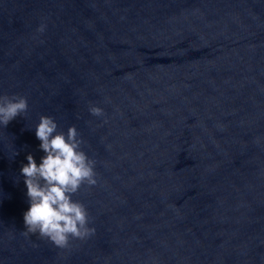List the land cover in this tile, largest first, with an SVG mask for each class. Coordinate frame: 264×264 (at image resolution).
Segmentation results:
<instances>
[{
    "label": "water",
    "instance_id": "obj_1",
    "mask_svg": "<svg viewBox=\"0 0 264 264\" xmlns=\"http://www.w3.org/2000/svg\"><path fill=\"white\" fill-rule=\"evenodd\" d=\"M2 95L0 264H264V0H0ZM41 116L96 161L63 249L25 234Z\"/></svg>",
    "mask_w": 264,
    "mask_h": 264
},
{
    "label": "clouds",
    "instance_id": "obj_2",
    "mask_svg": "<svg viewBox=\"0 0 264 264\" xmlns=\"http://www.w3.org/2000/svg\"><path fill=\"white\" fill-rule=\"evenodd\" d=\"M38 31L43 33L45 26ZM27 110V98L0 96V126L7 127ZM90 112L96 117L104 115L103 110L95 106L90 107ZM35 134L45 155L37 164L29 154L27 164L21 169L30 202L29 210L24 213L25 234L38 235L63 249L68 247L70 239H85L95 233L94 228L88 227L86 207L72 197L84 185H97L96 161L81 150L84 141L75 126L66 134L58 132L54 118L41 116Z\"/></svg>",
    "mask_w": 264,
    "mask_h": 264
}]
</instances>
